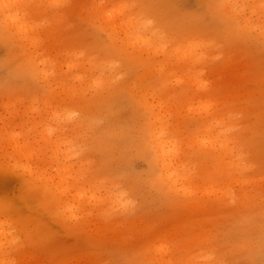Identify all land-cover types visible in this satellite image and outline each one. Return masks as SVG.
<instances>
[{
	"label": "rangeland",
	"instance_id": "374dc122",
	"mask_svg": "<svg viewBox=\"0 0 264 264\" xmlns=\"http://www.w3.org/2000/svg\"><path fill=\"white\" fill-rule=\"evenodd\" d=\"M0 264H264V0H0Z\"/></svg>",
	"mask_w": 264,
	"mask_h": 264
},
{
	"label": "bare ground",
	"instance_id": "6f19581e",
	"mask_svg": "<svg viewBox=\"0 0 264 264\" xmlns=\"http://www.w3.org/2000/svg\"><path fill=\"white\" fill-rule=\"evenodd\" d=\"M162 134V133H161ZM160 141V137H157V142ZM157 153H158V157L161 159L160 162H162V167L163 169L166 171L169 169L171 163H165L166 158L169 156L168 152L165 150V146L160 142L157 144ZM164 249H161V251ZM170 262H172V260H170Z\"/></svg>",
	"mask_w": 264,
	"mask_h": 264
}]
</instances>
